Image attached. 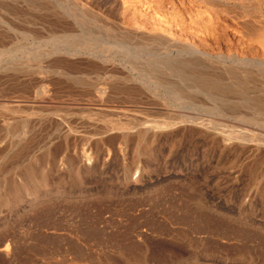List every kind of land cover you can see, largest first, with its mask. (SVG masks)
<instances>
[{
    "label": "rangeland",
    "instance_id": "1",
    "mask_svg": "<svg viewBox=\"0 0 264 264\" xmlns=\"http://www.w3.org/2000/svg\"><path fill=\"white\" fill-rule=\"evenodd\" d=\"M206 1L0 0V264H264V117L170 69L264 61V3Z\"/></svg>",
    "mask_w": 264,
    "mask_h": 264
},
{
    "label": "bare ground",
    "instance_id": "2",
    "mask_svg": "<svg viewBox=\"0 0 264 264\" xmlns=\"http://www.w3.org/2000/svg\"><path fill=\"white\" fill-rule=\"evenodd\" d=\"M204 1V2H203ZM262 3H264V0H258ZM201 4H206V6L209 5L208 1L206 0H198ZM210 8V7H209ZM211 11V9H210ZM213 14H218L219 11L213 10ZM87 15H90L87 13ZM92 16V15H91ZM90 16V17H91ZM217 16V15H216ZM217 18V17H216ZM234 22V21H233ZM235 23V22H234ZM242 23V22H241ZM236 24V23H235ZM239 25V24H238ZM120 32V31H119ZM118 33V32H116ZM118 35V34H117ZM263 35V34H262ZM121 40L131 39L135 38L136 36L133 34H119ZM157 34H153L152 38H157ZM140 37V36H139ZM264 37V36H263ZM146 38V37H144ZM248 39H253V37H247ZM167 39V38H166ZM169 40V39H168ZM172 42H174L173 39H170ZM259 43L264 48V38L258 39ZM170 46H175L174 43H170ZM189 49H193L192 46H187ZM184 46L178 47L179 52L186 51L188 48ZM195 51V50H194ZM193 53V52H191ZM181 54V53H180ZM240 55V54H239ZM253 55V54H252ZM263 56V55H262ZM260 57V56H259ZM195 60V59H194ZM197 60V59H196ZM152 63L154 68V61H149ZM254 62V63H253ZM177 63V64H176ZM241 65L244 67H240L238 69V66H232L228 67L225 70L224 75H217V74H206L200 68L198 69V66L200 67V63L197 61H188V60H177L174 64H172V70L179 71L181 73H184L185 69L188 70V74L186 77H188L191 80V87L194 89H197L201 92L206 93L207 95L221 99L224 101H229L231 98L237 99L240 103H243L244 105L248 106L253 112L262 115L264 117V97H262L258 91H264V86H261L259 83V75H262L264 77V72L258 71L255 72L253 69L257 68H264V61L259 60H251V59H241L240 61ZM221 69V67H220ZM212 71V70H211ZM210 72V71H209ZM214 72V71H213ZM211 73V72H210ZM223 73V72H222ZM221 73V74H222ZM152 76V75H150ZM150 76L147 77V81L141 82L143 86L149 88L152 81L150 80ZM143 79V78H142ZM145 80V79H144ZM155 87L161 86L164 82L161 81H153ZM128 86V85H127ZM96 86L93 85V88L95 89ZM107 87V86H106ZM88 88V87H87ZM91 88V87H90ZM97 88V92H102L103 90L99 87ZM113 88V87H112ZM117 88V87H116ZM130 88V87H129ZM128 88V89H129ZM134 88V87H133ZM154 88V87H153ZM127 89V90H128ZM126 90V89H125ZM176 95L179 93L178 91H173ZM94 93V92H93ZM92 94V93H91ZM95 94V93H94ZM100 94V93H99ZM103 94V93H102ZM108 99V98H107ZM43 102V101H42ZM233 102V101H232ZM91 108V107H90ZM103 110V109H102ZM256 118L255 116H253ZM14 131V130H13ZM210 133V132H209ZM222 139V138H221ZM219 140V139H218ZM225 142V138L222 139ZM223 146V145H222ZM244 146V145H243ZM223 148V147H221ZM219 148V149H221ZM145 149V148H144ZM148 152V151H147ZM85 160V159H84ZM1 170V169H0ZM57 170V169H56ZM45 183V182H44ZM54 201V200H53ZM51 205V204H50ZM53 205V204H52ZM60 205V204H59ZM216 217V216H215ZM219 217V216H218ZM217 220V219H216ZM222 221V220H221ZM221 236V235H220ZM87 237V236H86ZM11 241V240H9ZM5 243V241H4ZM14 244V243H13ZM3 252L9 253L10 247L9 243H5V246L1 249ZM29 250V249H28ZM27 250V251H28ZM38 251V250H37ZM23 252V251H22ZM29 252V251H28ZM41 252V251H40ZM26 253V252H25ZM42 253V252H41ZM2 254V253H1ZM29 254V253H28ZM73 254V253H72ZM78 254V253H77ZM80 255V254H79ZM6 256V255H5ZM4 256V257H5ZM76 256V255H75ZM3 257V256H2ZM19 257V256H18ZM24 257V256H23ZM43 257V256H42ZM82 257V256H81ZM20 258V257H19ZM76 258V257H75ZM13 259V258H12ZM27 259V258H26ZM34 259V258H33ZM78 259V258H77ZM82 259V258H81ZM36 260V259H35ZM41 260V259H40ZM52 260V259H51ZM32 261V260H31ZM12 262V261H11ZM38 261L35 262L37 264ZM33 264V263H32Z\"/></svg>",
    "mask_w": 264,
    "mask_h": 264
}]
</instances>
